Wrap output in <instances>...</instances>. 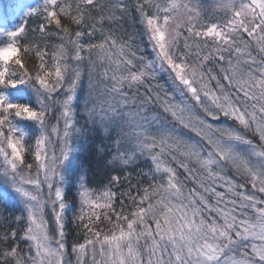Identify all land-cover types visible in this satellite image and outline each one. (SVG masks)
<instances>
[{
	"label": "snow or ice",
	"instance_id": "obj_1",
	"mask_svg": "<svg viewBox=\"0 0 264 264\" xmlns=\"http://www.w3.org/2000/svg\"><path fill=\"white\" fill-rule=\"evenodd\" d=\"M0 264H264V0L0 13Z\"/></svg>",
	"mask_w": 264,
	"mask_h": 264
},
{
	"label": "trees",
	"instance_id": "obj_2",
	"mask_svg": "<svg viewBox=\"0 0 264 264\" xmlns=\"http://www.w3.org/2000/svg\"><path fill=\"white\" fill-rule=\"evenodd\" d=\"M14 0H0V8L2 9L3 14L9 12L10 7L12 6ZM33 0H24L23 3H32Z\"/></svg>",
	"mask_w": 264,
	"mask_h": 264
},
{
	"label": "rangeland",
	"instance_id": "obj_3",
	"mask_svg": "<svg viewBox=\"0 0 264 264\" xmlns=\"http://www.w3.org/2000/svg\"><path fill=\"white\" fill-rule=\"evenodd\" d=\"M23 1H24V0H14V2H13V4H12L11 7H14L15 4H17V3H23ZM0 13H2V9H1V8H0Z\"/></svg>",
	"mask_w": 264,
	"mask_h": 264
}]
</instances>
